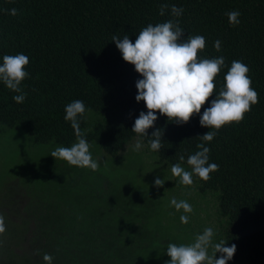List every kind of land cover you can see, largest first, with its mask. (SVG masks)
<instances>
[{"label":"trees","instance_id":"16d2710c","mask_svg":"<svg viewBox=\"0 0 264 264\" xmlns=\"http://www.w3.org/2000/svg\"><path fill=\"white\" fill-rule=\"evenodd\" d=\"M162 4L169 5L163 16L159 15ZM172 5L184 9L178 18L183 38L205 37L206 47L198 54L225 58L226 67L215 80L217 89L231 62L240 60L250 68L251 87L259 94V102L240 123L221 127L211 142L202 141L201 136L211 129L202 127L199 120L214 96L184 124L156 113L155 128L163 130L159 152L150 149L148 138H139L146 144L148 159L172 166L181 163L179 156L184 155L186 171H191L187 157L199 150L197 144L205 143L209 163L218 164L219 170L207 182L194 175L190 193L213 197L214 242L236 245L227 264H264V0H0V64L4 55L23 53L29 58V76L22 82L27 93L23 103L14 102L17 93L0 82V137L17 129L34 144L53 141L70 147L76 137L64 119L65 107L82 100L89 109L80 121L86 140L107 154L118 153L137 136L131 131L134 121L147 109L143 101L135 100L136 81L143 77L122 59L111 37L123 38L127 33L135 43L149 23L177 19L171 15ZM13 8L18 15L3 11ZM233 10L241 13L239 25L229 24L226 13ZM217 40L219 52L214 48ZM155 128L147 130L149 136ZM39 169H26L27 181L38 188L29 195L31 216L23 217H33L32 253L21 254L24 263L21 257L17 261L8 240L0 239V264H46L45 253L53 257L52 264H165L170 259L166 255L169 243H191L203 231V224L190 219L196 212L194 203L188 225L172 227L170 217L161 215L154 205L151 194L156 197L155 193L144 194L139 186L130 189L129 181L113 188L108 183L106 191L97 189L101 193L94 201L90 190L80 196L70 193L85 181H77L82 176L77 170L76 181L62 172L56 178L59 183L64 180V185L45 193V173ZM50 178L54 180L53 174ZM174 185L165 183L162 190L173 196ZM159 196L157 206L166 199ZM22 220L7 226L13 244L17 239L21 244L22 228L30 230Z\"/></svg>","mask_w":264,"mask_h":264},{"label":"clouds","instance_id":"9594fccd","mask_svg":"<svg viewBox=\"0 0 264 264\" xmlns=\"http://www.w3.org/2000/svg\"><path fill=\"white\" fill-rule=\"evenodd\" d=\"M169 5L162 4L159 15H165ZM7 14L16 16L18 10L4 9ZM171 15L177 19H169L155 25L149 23L143 27L136 36L135 43L125 33L123 38L113 35L111 41L121 53L122 59L133 65L135 71L143 77L136 81V102L143 101L147 112L141 111L135 119L132 132L138 137L148 138L150 149L159 152L163 146L161 128H155L158 119L157 112L166 116L170 122L184 124L189 122L193 115L201 113L202 106L209 102L200 115L199 123L202 127L211 130L206 132L201 139L203 142H211L221 127L243 121L245 114L251 107L259 102V94L251 87L252 80L248 75L250 68L240 60H233L224 76L222 86L217 89L216 77L226 67L223 56L215 58H202L198 53L206 47V39L202 35H188L184 37V30L180 27L179 17L184 9L172 5ZM230 25H239L238 17L241 13L233 10L226 13ZM217 52L221 50V42H214ZM29 58L23 53L4 55L0 64V82L12 92L14 102L21 104L25 101L27 93L22 88V82L28 78L26 66ZM86 108L82 100H74L65 107V121L70 122L74 130L76 142L70 147L58 146L51 152L54 159L66 161L70 166L97 171L100 163L93 159L90 152L91 145L81 131L80 121L84 117ZM155 128L148 135L147 130ZM205 143L196 145L198 151L187 157V165L191 171L182 167L185 161L184 155L179 156L181 163L171 167V173L179 178V182L185 186L194 184L193 176L207 182L211 179V173L219 170V165L209 163L210 149ZM143 147L141 140H137L133 146L134 151ZM165 180L156 178L154 185L162 187ZM170 205L176 211H183L180 216L182 224L189 222V215L193 212L191 204L185 200L172 198ZM7 231L5 217L0 214V236ZM214 230L205 228L197 234L194 241L187 244L169 243L166 255L170 257L165 264H227L236 251V245L224 247L227 240L214 242ZM211 250V251H210ZM220 257L216 258V254ZM43 260L46 264H52L53 257L47 253Z\"/></svg>","mask_w":264,"mask_h":264},{"label":"rangeland","instance_id":"374dc122","mask_svg":"<svg viewBox=\"0 0 264 264\" xmlns=\"http://www.w3.org/2000/svg\"><path fill=\"white\" fill-rule=\"evenodd\" d=\"M138 139L141 140L136 136L130 142L125 144L118 153L113 155L107 154L95 142H89L91 145L90 152L93 159H96L100 163L99 170L92 171L86 168L70 166L66 161L54 159L50 154L56 147L61 145L53 141L46 144H34L30 137H26L22 131L17 129H14L13 131L10 130L0 137V165H2V179L0 178V186L3 181L5 182L4 185L0 187V214L5 217L7 226H12L24 219L22 221L28 228H30V230L22 228L21 231L22 234H24L21 237L22 240L21 244H19L20 246L17 243V241L19 242V239H17L16 242L14 241L13 244V240L10 239L13 234L8 230L0 236L1 240H8L7 243L10 244V250H12L13 254L17 257V261H19V257H21L22 263H24L21 254L30 253V251L32 253V247L29 244V237L31 235V230H33L34 227V221L32 220L33 217H23L31 216V209H27L29 204L32 206L29 195L33 194L38 188L34 183L27 181L28 176L26 174V169H29V171L32 169L34 171L40 168L44 171L45 175L42 181V191L45 193H49V189H53L54 187L58 188L61 185H64V180L59 183L56 178L62 172L66 173L67 178L68 176H72V180L76 181V179L73 178V175L75 170H77L82 174L77 181L79 183L82 180L85 181L82 182L80 186L75 185L70 193H73L74 195L78 194V196H80L85 194V192H83L84 190H90V194H92L94 201L95 195L101 193V191L97 189L104 187L108 183L111 184L113 188L129 181L130 184L128 187L130 189L139 186L144 194H148V191H151V193L154 192L158 198H160L159 195L166 198L164 203H159L157 206V198L149 193L155 202L154 205L157 207V210L161 212L160 214L170 217L172 222L170 226L179 227L180 225H188V223L182 224L177 221L184 213L182 210L176 211L174 206L170 205V201L174 197L178 201L185 200L191 205L193 203L195 204L194 209L196 212L190 219L197 220L200 224H203L202 230L208 227L214 228L217 222L213 215V197L209 195L208 198L205 199L202 194L195 196L191 195V193H193V185L188 187L182 185L179 182V178L172 175V166L160 162L156 158H147V147L144 142H141L143 147L139 151H134L133 146ZM52 174L54 178L53 181L50 178ZM102 178L106 179V184ZM156 178L164 179V184L167 183L173 185L175 182L176 185L174 186L176 187L173 189L174 195L169 196L166 188L162 190V187H156L154 185V180ZM5 179L7 181H5ZM83 183L85 184L83 185ZM27 189L29 191H27ZM104 190L106 191V187H104ZM104 190L102 189V191ZM206 201L207 203L205 204ZM209 213H211V217L206 218V215ZM154 218L155 217H153V219ZM197 228L199 229L200 225H198Z\"/></svg>","mask_w":264,"mask_h":264},{"label":"bare ground","instance_id":"6f19581e","mask_svg":"<svg viewBox=\"0 0 264 264\" xmlns=\"http://www.w3.org/2000/svg\"><path fill=\"white\" fill-rule=\"evenodd\" d=\"M92 219V218H91Z\"/></svg>","mask_w":264,"mask_h":264}]
</instances>
